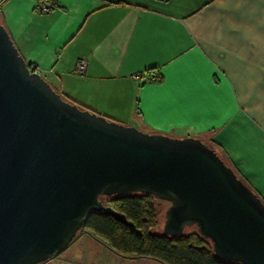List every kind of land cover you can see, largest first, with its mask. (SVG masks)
<instances>
[{"label":"crops","instance_id":"0c3cea01","mask_svg":"<svg viewBox=\"0 0 264 264\" xmlns=\"http://www.w3.org/2000/svg\"><path fill=\"white\" fill-rule=\"evenodd\" d=\"M0 19L63 96L147 133L213 142L264 201V0H8ZM88 240L43 264H162Z\"/></svg>","mask_w":264,"mask_h":264},{"label":"water","instance_id":"95a60500","mask_svg":"<svg viewBox=\"0 0 264 264\" xmlns=\"http://www.w3.org/2000/svg\"><path fill=\"white\" fill-rule=\"evenodd\" d=\"M0 23V264L63 253L104 197L166 203L160 235L195 228L218 260L264 264V203L200 138L146 133L82 108L31 71Z\"/></svg>","mask_w":264,"mask_h":264},{"label":"trees","instance_id":"16d2710c","mask_svg":"<svg viewBox=\"0 0 264 264\" xmlns=\"http://www.w3.org/2000/svg\"><path fill=\"white\" fill-rule=\"evenodd\" d=\"M202 141L217 154L219 152V157L224 161L223 152L213 142ZM227 165L232 168L230 162ZM101 202L105 207L125 215L132 227L117 222L110 215L98 213L92 215L83 228L90 230L99 241L122 256L150 258L162 264H233L215 258L210 242L202 238L195 228L187 229L181 236L162 237L160 232L168 206L164 202L141 194L104 197Z\"/></svg>","mask_w":264,"mask_h":264},{"label":"built area","instance_id":"2783aa9c","mask_svg":"<svg viewBox=\"0 0 264 264\" xmlns=\"http://www.w3.org/2000/svg\"><path fill=\"white\" fill-rule=\"evenodd\" d=\"M7 0H0V7L6 2ZM53 5L52 4H49L48 2H40L38 7H39V11L41 13H47L50 11L51 7ZM31 71L34 72V73H37V74H40V70L37 69L35 67V65H31ZM76 73L80 76H84L85 73H86V64L83 60H80L77 65H76V69H75ZM159 79V75L155 74L154 75V80H158Z\"/></svg>","mask_w":264,"mask_h":264},{"label":"rangeland","instance_id":"374dc122","mask_svg":"<svg viewBox=\"0 0 264 264\" xmlns=\"http://www.w3.org/2000/svg\"><path fill=\"white\" fill-rule=\"evenodd\" d=\"M8 1V0H7ZM6 1V2H7ZM5 2V3H6ZM4 3V4H5ZM3 4V5H4ZM1 20V19H0ZM58 93H60V91H57ZM90 110V109H89ZM93 112V111H92ZM139 127H137V129H138ZM138 130H140V129H138ZM141 131H143V129L141 130ZM144 132V131H143ZM147 133V132H146ZM218 154H219V152H218ZM224 159V161L227 163V159L224 157L223 158ZM227 161H226V160ZM228 163H229V161H228ZM227 163V164H228ZM230 167V166H229ZM89 238V240L88 239H86V238ZM85 240V241H91V240H97V241H99L91 232H90V230H88V229H85V228H82L78 233H77V235H76V237L74 238V240H73V242L71 243L72 245H71V247H72V249H74V248H77L78 247V245L80 244V241L81 240ZM94 242H96V241H94ZM101 242V241H100ZM74 247V248H73ZM71 250V249H70ZM62 254V253H61ZM61 254L60 255H58V256H61Z\"/></svg>","mask_w":264,"mask_h":264}]
</instances>
